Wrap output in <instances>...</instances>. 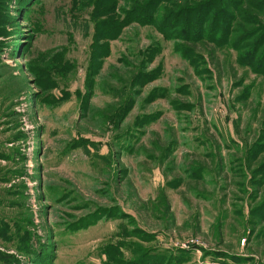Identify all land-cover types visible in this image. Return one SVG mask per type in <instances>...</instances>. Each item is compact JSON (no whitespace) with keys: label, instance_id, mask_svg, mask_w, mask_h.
<instances>
[{"label":"rangeland","instance_id":"obj_1","mask_svg":"<svg viewBox=\"0 0 264 264\" xmlns=\"http://www.w3.org/2000/svg\"><path fill=\"white\" fill-rule=\"evenodd\" d=\"M155 257L264 264V0H0V264Z\"/></svg>","mask_w":264,"mask_h":264},{"label":"trees","instance_id":"obj_2","mask_svg":"<svg viewBox=\"0 0 264 264\" xmlns=\"http://www.w3.org/2000/svg\"><path fill=\"white\" fill-rule=\"evenodd\" d=\"M119 26H120V23H118V22L116 23V25L114 24L115 29L118 28ZM114 28L112 27L113 30H114ZM131 264H140V263H137V262L135 263V261H134V263H131ZM142 264H164V259H162L161 257H155V259H152L149 261L147 260Z\"/></svg>","mask_w":264,"mask_h":264}]
</instances>
